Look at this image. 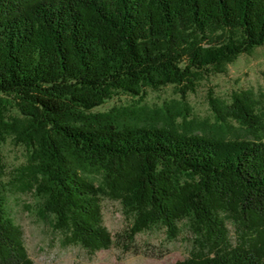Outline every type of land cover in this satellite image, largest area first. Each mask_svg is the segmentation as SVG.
<instances>
[{
    "label": "trees",
    "instance_id": "16d2710c",
    "mask_svg": "<svg viewBox=\"0 0 264 264\" xmlns=\"http://www.w3.org/2000/svg\"><path fill=\"white\" fill-rule=\"evenodd\" d=\"M264 45V0H0V264H37L7 207L2 146H25L21 179L70 244L111 248L102 197L129 235L187 223L175 264H264V112L252 90L211 95L214 124L113 105L168 85L183 100ZM180 118L183 121H179ZM228 221L235 224L233 241Z\"/></svg>",
    "mask_w": 264,
    "mask_h": 264
},
{
    "label": "rangeland",
    "instance_id": "374dc122",
    "mask_svg": "<svg viewBox=\"0 0 264 264\" xmlns=\"http://www.w3.org/2000/svg\"><path fill=\"white\" fill-rule=\"evenodd\" d=\"M240 90H252L261 101L264 112V45L256 47L250 54H241L225 73L205 76L196 90L183 100L179 89L168 85L160 90L148 89L143 98L120 94L96 110H106L113 105L139 106L162 109L173 104L182 105L183 113L189 112L187 121L214 124L215 114L211 106V95L232 100ZM179 121H183L180 118ZM5 162V195L7 207L15 221L24 231V240L30 257L37 264H175L191 255L193 233L187 223H181L178 238L170 239L165 228L154 227L129 235L133 218L118 200L102 197L104 223L113 235L111 248L92 252L81 245L70 244L65 233L56 230L50 219L41 215L42 198L25 183L22 171L29 162L25 146L11 138L2 146ZM233 241L236 240L235 224L228 221Z\"/></svg>",
    "mask_w": 264,
    "mask_h": 264
}]
</instances>
